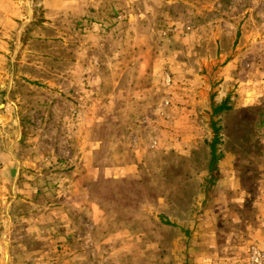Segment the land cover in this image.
Instances as JSON below:
<instances>
[{"label":"rangeland","instance_id":"rangeland-1","mask_svg":"<svg viewBox=\"0 0 264 264\" xmlns=\"http://www.w3.org/2000/svg\"><path fill=\"white\" fill-rule=\"evenodd\" d=\"M5 108L0 264H264V0H0Z\"/></svg>","mask_w":264,"mask_h":264},{"label":"crops","instance_id":"crops-1","mask_svg":"<svg viewBox=\"0 0 264 264\" xmlns=\"http://www.w3.org/2000/svg\"><path fill=\"white\" fill-rule=\"evenodd\" d=\"M1 113L6 116V120L0 119V204H7L5 208L7 218L23 216V221H26L27 212L39 205L29 200L28 195L33 193L30 185L15 187V181L19 178L22 166L26 163L23 158H20L22 155L19 153L21 151L19 147L25 139V132L21 129L20 120L14 118L9 108H5ZM11 132L13 135L10 134ZM36 191L34 192L37 193ZM15 193L19 196L14 195ZM32 197L31 194L30 199Z\"/></svg>","mask_w":264,"mask_h":264},{"label":"trees","instance_id":"trees-1","mask_svg":"<svg viewBox=\"0 0 264 264\" xmlns=\"http://www.w3.org/2000/svg\"><path fill=\"white\" fill-rule=\"evenodd\" d=\"M229 99H225L220 104L214 105L212 104V118H211V129L213 138L211 142H209V165H208V181L209 184H213L217 180L218 166L219 162L222 159V154L219 151V145L222 143L221 139V126H219V122L214 120L215 117H218L222 113H226L231 109L229 105Z\"/></svg>","mask_w":264,"mask_h":264},{"label":"water","instance_id":"water-1","mask_svg":"<svg viewBox=\"0 0 264 264\" xmlns=\"http://www.w3.org/2000/svg\"><path fill=\"white\" fill-rule=\"evenodd\" d=\"M0 119H1L2 121H5V120H6V116H5V115H2V114H0Z\"/></svg>","mask_w":264,"mask_h":264},{"label":"built area","instance_id":"built-area-1","mask_svg":"<svg viewBox=\"0 0 264 264\" xmlns=\"http://www.w3.org/2000/svg\"><path fill=\"white\" fill-rule=\"evenodd\" d=\"M254 258H256V260L260 259V254L258 253L257 255H254Z\"/></svg>","mask_w":264,"mask_h":264}]
</instances>
